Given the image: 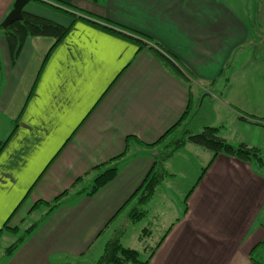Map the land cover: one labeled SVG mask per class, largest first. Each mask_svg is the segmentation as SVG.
I'll return each instance as SVG.
<instances>
[{"label":"crops","instance_id":"1","mask_svg":"<svg viewBox=\"0 0 264 264\" xmlns=\"http://www.w3.org/2000/svg\"><path fill=\"white\" fill-rule=\"evenodd\" d=\"M14 1L0 0V24ZM23 10L70 28L58 41L28 36L15 58L0 30V235L17 232L37 204L67 194L0 264L79 263L135 205L154 167L147 152L156 147L145 145L187 120L196 102L211 113L203 126L234 145L264 148V67L254 52L261 36L224 0H29ZM136 32L158 43L187 80L138 44ZM203 152L184 206L147 264L264 261V175L218 153L199 178L212 156ZM169 158L164 165L172 167ZM116 161L110 182L73 199Z\"/></svg>","mask_w":264,"mask_h":264},{"label":"trees","instance_id":"2","mask_svg":"<svg viewBox=\"0 0 264 264\" xmlns=\"http://www.w3.org/2000/svg\"><path fill=\"white\" fill-rule=\"evenodd\" d=\"M65 10V9H64ZM69 13V12H68ZM75 18H82L79 13H72ZM76 16V17H75ZM105 28L112 30L114 27H111L107 23ZM115 26V25H112ZM69 25H62L60 23L54 22L50 19L36 15L33 13L22 11V19L15 20L9 24L6 28H0L4 31V34L7 37L11 54L13 58L19 52L20 47L22 46L24 40L28 36H50L53 37L56 41L60 40L69 30ZM119 30H124L125 28L121 26H115ZM115 31V30H114ZM134 34L135 41L138 44L146 45L149 49H152L158 57L161 59L163 64L170 68L173 72L179 75L181 78L187 80L182 70L174 64L172 59L167 57L164 52L160 49L158 43L151 41L144 35L140 33H131ZM200 104V102H199ZM188 112V111H187ZM199 111L195 110L192 115L185 121H179V123L173 125L165 135L162 136L161 140L157 141L155 144L145 145L149 147H156L154 151H148L147 154H150L154 160V167L147 174L140 187L136 191V203L129 211V216L132 220L139 218L144 211L140 210L138 207L141 204H145L154 194L157 186L161 183L162 179L165 176L169 175V172L164 168V162L167 158L176 150L183 147L185 142H191L196 145H199L211 152V159L208 164L202 169L199 178L204 173L207 166L211 163L212 158H214L218 153H223L231 157H235L241 161L251 163L253 165H264V148L257 146H249L245 143L232 144L219 135L218 129L213 126H203L201 130L195 131V126L197 122V115ZM242 118L246 116L242 115ZM259 123L260 121H255ZM177 133V134H175ZM175 138L173 139V145L169 148L168 152H161L160 144L167 146L168 139L166 137ZM168 140V141H167ZM168 143V144H167ZM163 145V146H164ZM128 146V145H127ZM164 146V147H165ZM120 156V155H119ZM118 157V156H117ZM117 157H114L117 158ZM119 162H113L108 167L103 169L101 172H98L92 180L89 181L88 185H85L81 189L75 190L73 194V199L77 195H87L92 196L95 194L101 187L110 182L117 174ZM67 191L61 193V195L54 198L50 203L45 216L48 215L51 211L55 210L60 205L66 203L65 196ZM187 196L185 197L186 200ZM35 224L30 226L28 229L24 230L23 235L18 238L13 244H11L5 255H9L15 248H17L23 239L30 233ZM167 232V231H166ZM166 232L160 237L159 241L156 242L153 246H150L148 249L144 248V251H148L145 258L140 259V251L134 248H129L123 246L119 241V234L115 235L113 238H110L103 248L100 256L97 258L95 264H147L151 258L154 250L159 245ZM257 264H264V261H255Z\"/></svg>","mask_w":264,"mask_h":264},{"label":"rangeland","instance_id":"3","mask_svg":"<svg viewBox=\"0 0 264 264\" xmlns=\"http://www.w3.org/2000/svg\"><path fill=\"white\" fill-rule=\"evenodd\" d=\"M224 1L238 10L237 12H239L243 19H245L253 33L256 32L259 36H261L259 40L262 42H259L257 47L254 48V52H256L255 60L260 63L258 68L262 71L261 68L264 67V0ZM258 17L259 21H257ZM251 21L254 23L253 29ZM206 102L207 101H205V103ZM198 105L199 102H196L193 111L196 110ZM221 117L225 120V126L222 129V132L228 134V130L231 128L230 121L223 116V114H221ZM211 118V113H208L201 108L197 115L198 120L195 126V131L201 130L204 124L210 123ZM250 129L251 130H249L248 134L253 138L258 137L254 132V129H257V127L252 126ZM242 131L243 133L237 130V134L242 136V134L247 133L245 129H242ZM218 133H221L220 129H218ZM175 134L173 138H171L172 134H170L169 137H166V139L169 140H167L169 143H167V146L163 143L160 144L158 148H160L161 152H168L171 145H173V139L176 137ZM188 145L198 147L201 150L190 148ZM203 151L207 152L209 150H203L201 147L193 143H188L184 147L174 151L169 156L170 158L168 157L172 163V167L167 164H163L164 168L168 172H172V175L170 173V175L165 176L161 183L157 186L153 196L145 204L143 203L139 205L138 208L144 211L143 214L139 218L132 220L128 215V212L132 209L133 205L121 210L113 218L108 229L100 236L99 242L97 244L95 243L90 252H88L87 255L84 256L77 264H95L97 258L103 251L105 243L110 238H113L114 233L117 235L118 229H122V231L124 230L121 237H119L120 243L125 247L139 250V257L143 260L148 252L144 251V248L148 249L150 246H153L170 222L174 221L177 214L181 212L184 206V197L192 186L191 176L195 174L197 165L201 164L205 158L203 156ZM256 166L261 174L264 175V165ZM47 209L48 206L45 204H37L26 214L25 218L20 220L17 232L4 231L1 233L0 258L5 255L7 248L23 235L24 229L38 221ZM260 249H264V247H261Z\"/></svg>","mask_w":264,"mask_h":264},{"label":"water","instance_id":"4","mask_svg":"<svg viewBox=\"0 0 264 264\" xmlns=\"http://www.w3.org/2000/svg\"><path fill=\"white\" fill-rule=\"evenodd\" d=\"M29 0H15L12 6V9L6 15V17L1 22L0 26L6 28L9 24H11L15 20L22 19V11L24 6L27 4Z\"/></svg>","mask_w":264,"mask_h":264}]
</instances>
